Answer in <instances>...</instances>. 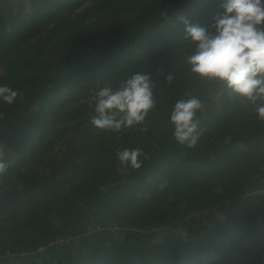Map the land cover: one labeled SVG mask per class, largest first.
Returning a JSON list of instances; mask_svg holds the SVG:
<instances>
[{"label": "trees", "instance_id": "16d2710c", "mask_svg": "<svg viewBox=\"0 0 264 264\" xmlns=\"http://www.w3.org/2000/svg\"><path fill=\"white\" fill-rule=\"evenodd\" d=\"M221 3L0 0V84L21 94L0 104V264H264V122L185 59L180 18L208 26ZM134 72L154 84L147 131L93 126L92 91ZM188 95L191 148L169 123Z\"/></svg>", "mask_w": 264, "mask_h": 264}, {"label": "clouds", "instance_id": "9594fccd", "mask_svg": "<svg viewBox=\"0 0 264 264\" xmlns=\"http://www.w3.org/2000/svg\"><path fill=\"white\" fill-rule=\"evenodd\" d=\"M220 8L208 26L180 18L184 38L193 46L186 63L191 73L218 81L251 103L257 119L264 122V0H222ZM166 79L171 84L174 77L169 74ZM153 89L150 74L145 72L130 74L118 87L105 85L94 89L89 98L90 123L114 132L136 127L147 131L146 117L155 106ZM20 95L19 90L0 84V104H13ZM202 107L201 99L193 95L172 105L169 123L178 144L189 148L197 144V112ZM141 155L140 148L116 151L119 162L133 169L141 167ZM11 163L0 147V175L7 172Z\"/></svg>", "mask_w": 264, "mask_h": 264}, {"label": "rangeland", "instance_id": "374dc122", "mask_svg": "<svg viewBox=\"0 0 264 264\" xmlns=\"http://www.w3.org/2000/svg\"><path fill=\"white\" fill-rule=\"evenodd\" d=\"M2 68L0 67V70H1ZM215 98H216V100H218L217 98H218V96H215ZM217 105H218V107L220 106V104H219V102L217 101ZM177 231H180V232H186V226H183V227H180V228H177L176 229ZM164 231V227L163 228H160V232H163ZM161 234H163V233H161Z\"/></svg>", "mask_w": 264, "mask_h": 264}]
</instances>
